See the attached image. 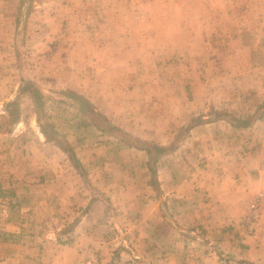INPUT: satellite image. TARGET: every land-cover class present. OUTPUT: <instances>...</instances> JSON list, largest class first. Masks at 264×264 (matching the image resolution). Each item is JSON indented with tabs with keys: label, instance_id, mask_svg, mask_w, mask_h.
Listing matches in <instances>:
<instances>
[{
	"label": "rangeland",
	"instance_id": "374dc122",
	"mask_svg": "<svg viewBox=\"0 0 264 264\" xmlns=\"http://www.w3.org/2000/svg\"><path fill=\"white\" fill-rule=\"evenodd\" d=\"M20 1L26 10L21 33L33 37L7 42L12 53L0 58V148L11 132L48 128L54 143L94 150L89 164L96 167L106 157L104 146L123 159L119 141L98 128L143 127L155 134L163 122L164 132H178L172 148L192 124L205 121L264 132V0ZM76 88L95 105L68 94ZM173 117L178 129L170 126ZM121 137L146 145L128 132ZM131 156L139 159L134 149ZM11 200L0 186V233ZM244 215L234 223L242 237Z\"/></svg>",
	"mask_w": 264,
	"mask_h": 264
},
{
	"label": "crops",
	"instance_id": "0c3cea01",
	"mask_svg": "<svg viewBox=\"0 0 264 264\" xmlns=\"http://www.w3.org/2000/svg\"><path fill=\"white\" fill-rule=\"evenodd\" d=\"M25 11L20 0H0L1 60L12 53L7 42L33 37L21 33ZM231 125L222 119L194 124L173 148L178 132H164L163 122L155 134L98 128L119 141L123 159L104 146L106 157L96 167L87 145H59L49 132H11L0 151L1 193L13 203L1 228L0 264H73L86 247L101 264H264V208L256 235L242 237L234 224L264 194V132L235 125L230 131ZM170 126L178 129V120ZM125 131L146 145L123 140ZM133 149L139 159H132ZM222 251L231 256L223 259Z\"/></svg>",
	"mask_w": 264,
	"mask_h": 264
},
{
	"label": "built area",
	"instance_id": "2783aa9c",
	"mask_svg": "<svg viewBox=\"0 0 264 264\" xmlns=\"http://www.w3.org/2000/svg\"><path fill=\"white\" fill-rule=\"evenodd\" d=\"M264 207V194H257L248 204L243 217L242 229L249 236H254L260 228ZM73 264H101L100 255L94 248H82Z\"/></svg>",
	"mask_w": 264,
	"mask_h": 264
},
{
	"label": "trees",
	"instance_id": "16d2710c",
	"mask_svg": "<svg viewBox=\"0 0 264 264\" xmlns=\"http://www.w3.org/2000/svg\"><path fill=\"white\" fill-rule=\"evenodd\" d=\"M68 94L70 95V96H75V98L77 99V100H79L80 102H82V103H90V102H88V101H85L84 100V98L81 96V95H79V94H77V93H75V92H72V91H70V92H68ZM194 124H192L191 126H193ZM50 129H46V128H44V131L43 132H50L49 131ZM154 150L156 151V153H158V152H161V150H163V149H161V148H159V147H154Z\"/></svg>",
	"mask_w": 264,
	"mask_h": 264
}]
</instances>
